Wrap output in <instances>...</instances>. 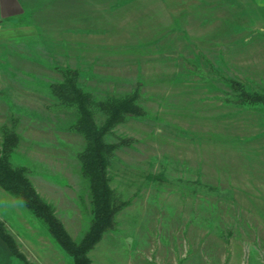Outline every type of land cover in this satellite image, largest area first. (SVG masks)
<instances>
[{
	"label": "rangeland",
	"instance_id": "374dc122",
	"mask_svg": "<svg viewBox=\"0 0 264 264\" xmlns=\"http://www.w3.org/2000/svg\"><path fill=\"white\" fill-rule=\"evenodd\" d=\"M207 6L206 22L161 32L160 48L145 42L97 49L79 63L22 47L15 33L11 43L1 41L7 30L0 31V127L20 133L15 163L30 169L77 241L91 219L77 156L85 141L68 129L73 113L58 105L49 84L69 66L80 68V84L101 97L137 87L143 94L149 116L130 118L110 137L134 139L109 167L112 188L130 204L90 252L93 264H264V113L227 103L224 80L264 86V0ZM179 178L201 179L221 194L168 180ZM0 219L30 264H74L1 187ZM0 264L25 263L0 239Z\"/></svg>",
	"mask_w": 264,
	"mask_h": 264
},
{
	"label": "trees",
	"instance_id": "16d2710c",
	"mask_svg": "<svg viewBox=\"0 0 264 264\" xmlns=\"http://www.w3.org/2000/svg\"><path fill=\"white\" fill-rule=\"evenodd\" d=\"M79 69L69 66L63 69V79L49 84L48 89L59 106L73 113L74 118L68 129L80 134L85 141L77 156L81 174L89 188L91 219L82 238L78 241L73 238L59 218L54 204L37 190L30 169L24 164L15 163L21 135L8 125L0 127V187L43 225L56 245L72 258L74 264H93L90 252L105 233L116 226L117 215L130 204L129 200H121L112 188L109 167L112 160L117 158V150L123 145H131L134 139L120 137L119 141L113 142L110 137L118 125L130 118H147L149 111L142 102L140 87L122 95L101 97L80 84ZM224 80L229 89L225 99L227 103L245 109L256 108L264 113V86L253 90L236 78L226 77ZM156 178L164 179V176L161 178L158 175ZM168 180L195 192L221 194L218 187L205 184L201 179ZM0 239L16 258L30 264L2 219Z\"/></svg>",
	"mask_w": 264,
	"mask_h": 264
},
{
	"label": "crops",
	"instance_id": "0c3cea01",
	"mask_svg": "<svg viewBox=\"0 0 264 264\" xmlns=\"http://www.w3.org/2000/svg\"><path fill=\"white\" fill-rule=\"evenodd\" d=\"M206 1L219 2L0 0V31L7 30L5 35H10L8 39L2 34L4 40L1 41L11 43V34L15 33L16 38L23 43L22 47H35L42 55L78 58L75 63L83 62L82 57L95 55L97 49L143 48L146 47L145 42H149L148 47L160 48L166 35L161 32H177L183 28L186 31L189 29L185 27L186 24L206 22L201 17L210 10L208 6L204 7ZM175 7L179 9L176 11ZM187 17L194 18V22L192 19L189 23ZM128 33H137L139 37H131ZM132 40L137 43H131Z\"/></svg>",
	"mask_w": 264,
	"mask_h": 264
}]
</instances>
